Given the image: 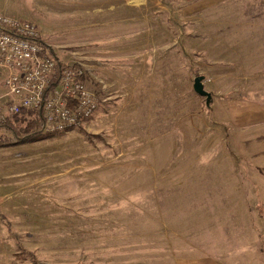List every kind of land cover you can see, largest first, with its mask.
Returning a JSON list of instances; mask_svg holds the SVG:
<instances>
[{"label":"rangeland","instance_id":"1","mask_svg":"<svg viewBox=\"0 0 264 264\" xmlns=\"http://www.w3.org/2000/svg\"><path fill=\"white\" fill-rule=\"evenodd\" d=\"M0 12L34 22L98 97L77 125L0 146V264H32L19 245L38 264H176L252 247V233L264 249V0H0Z\"/></svg>","mask_w":264,"mask_h":264},{"label":"built area","instance_id":"2","mask_svg":"<svg viewBox=\"0 0 264 264\" xmlns=\"http://www.w3.org/2000/svg\"><path fill=\"white\" fill-rule=\"evenodd\" d=\"M40 39L36 24L0 13V124L21 109L41 108L43 130L59 132L89 117L98 105L97 94L87 87L79 65L63 63L50 88L57 57Z\"/></svg>","mask_w":264,"mask_h":264},{"label":"trees","instance_id":"3","mask_svg":"<svg viewBox=\"0 0 264 264\" xmlns=\"http://www.w3.org/2000/svg\"><path fill=\"white\" fill-rule=\"evenodd\" d=\"M46 47L50 50V53L55 55L49 46ZM62 65L63 62L60 59H57L56 73L53 79L54 82H52L50 88L53 87V84L58 79V72ZM73 65L77 64L74 63ZM83 79H85V82L88 81L87 76H85ZM0 127L4 128L6 132H8L6 135H0V146L35 141L42 138L46 134V132L43 130V118L40 107L33 109H21L17 113L8 115L4 123L0 124ZM2 219H5L4 216ZM18 247L22 250L21 253L26 254L31 258L32 264H38L32 252L24 250L21 245Z\"/></svg>","mask_w":264,"mask_h":264},{"label":"crops","instance_id":"4","mask_svg":"<svg viewBox=\"0 0 264 264\" xmlns=\"http://www.w3.org/2000/svg\"><path fill=\"white\" fill-rule=\"evenodd\" d=\"M4 92L3 81L0 79V100L5 98ZM257 111L258 112L254 114V117L258 120H264V109H257ZM251 240L253 241L252 247H229L224 250H215L213 254L208 255L183 254L181 258L177 259L176 264H264V249L262 247L256 248L257 243H254L255 240H260V237L257 234L252 233Z\"/></svg>","mask_w":264,"mask_h":264},{"label":"water","instance_id":"5","mask_svg":"<svg viewBox=\"0 0 264 264\" xmlns=\"http://www.w3.org/2000/svg\"><path fill=\"white\" fill-rule=\"evenodd\" d=\"M193 90L200 96L205 97V101L208 104L211 98V94L205 90L203 85V76L198 75L194 78L193 81Z\"/></svg>","mask_w":264,"mask_h":264}]
</instances>
